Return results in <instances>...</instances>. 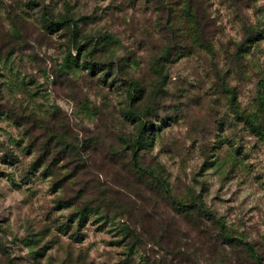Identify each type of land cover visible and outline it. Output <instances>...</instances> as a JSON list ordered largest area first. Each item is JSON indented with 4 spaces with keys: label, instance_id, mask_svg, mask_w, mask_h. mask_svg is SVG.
<instances>
[{
    "label": "rangeland",
    "instance_id": "obj_1",
    "mask_svg": "<svg viewBox=\"0 0 264 264\" xmlns=\"http://www.w3.org/2000/svg\"><path fill=\"white\" fill-rule=\"evenodd\" d=\"M263 88L264 0H0V264H264Z\"/></svg>",
    "mask_w": 264,
    "mask_h": 264
},
{
    "label": "trees",
    "instance_id": "obj_2",
    "mask_svg": "<svg viewBox=\"0 0 264 264\" xmlns=\"http://www.w3.org/2000/svg\"><path fill=\"white\" fill-rule=\"evenodd\" d=\"M53 25L58 26L57 24L50 23L48 28L52 27ZM135 92H138V89H134ZM259 107L262 111H264V88L262 92L260 93L259 99H258ZM246 125L249 127L252 133H254L257 136L264 137V119L262 124H257L254 120L250 118H243ZM141 129L144 131V124L140 122ZM143 146H145V142L143 138L139 137L136 139V141L133 144L132 147V159L134 162L137 161V150L141 149ZM175 208L181 212L191 213L192 211H196L198 214H202L203 217L208 218L211 220L215 225H217L219 228L223 229V225L219 222V220L215 217V215L211 212H209L203 204L200 205H189L185 206L179 203L173 202ZM84 221V216H81L79 219L80 224ZM220 239L227 243L229 246H234L236 244V240L231 237L230 235H222L220 236ZM244 252L247 254L248 258L251 260L253 264H263V261L261 260V257L258 255V253L255 251L253 245L247 242H237ZM222 264V263H220Z\"/></svg>",
    "mask_w": 264,
    "mask_h": 264
}]
</instances>
